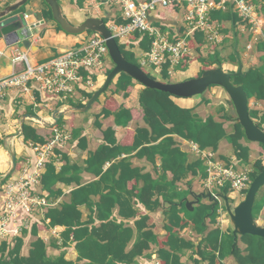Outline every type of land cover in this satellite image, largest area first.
Listing matches in <instances>:
<instances>
[{"label":"trees","instance_id":"obj_1","mask_svg":"<svg viewBox=\"0 0 264 264\" xmlns=\"http://www.w3.org/2000/svg\"><path fill=\"white\" fill-rule=\"evenodd\" d=\"M24 7L19 10L23 11ZM43 13L45 18L53 20L50 7ZM211 15L213 19L220 21H232L233 18L234 24H237L240 18L236 13L232 14L230 10L226 12L214 10ZM105 21L108 22L107 19ZM116 23L125 24L127 20L120 18L116 20ZM57 27L62 30L59 24ZM135 37L141 38L140 47L143 50L148 51L151 48L152 40L147 34L136 32ZM116 39L126 59L140 65L135 53L127 49L126 44L121 43L119 38ZM189 42L190 46L196 50V55H184L179 69L186 70L190 61L198 58L204 65V69L199 73L201 75L205 70L212 68V63L221 62L219 50L208 55L204 53L202 46L206 40L202 31H195ZM258 48L264 50V40L260 42ZM231 57L232 62L236 63L237 57L234 52ZM261 62L260 66L251 68L246 76L232 77L235 85L244 86L249 99L254 97L264 100V55L261 57ZM111 70H108L107 74ZM161 73L164 82H172L168 65L163 67ZM149 75L152 76L150 73ZM115 79L114 92L128 96V88L134 86L135 79L125 72H121ZM81 92H84L86 100L93 94L86 90ZM174 97L176 96L169 92L144 87L139 93V106L144 112L146 126L136 129L132 145L118 144L115 130L109 127L103 130L106 143L90 155L84 168L72 164L67 156H64L66 164L59 171L56 170L54 161L47 163L41 185L43 190L50 192V196L55 197L62 193L61 190L54 189L58 182L79 183V187L71 191L69 201L59 207L51 206L46 212V218L50 219V226H65L62 233L63 245H68L69 241L75 242L78 251L76 261L66 259L63 252L58 257L49 256L47 244L42 238H37L32 243L28 256H21L20 251L24 241L22 237L16 236L14 240L5 241L2 244V250L8 251L9 258L2 257L0 264H138L137 258L145 255L151 244L158 246L157 254L162 264H183L181 259L185 250L196 252L198 257L194 259L195 264H225V258L230 255L235 257L236 264H264V237L252 234L241 235L239 239L246 247L241 249L236 246L233 249L232 234H225L219 227L209 230L207 225H203L205 216L212 211V203L200 202L193 211H189L185 205L179 207L178 203L187 197L189 192L179 188L178 183L185 181L189 174L205 177L207 172L202 160L190 161L188 153L177 146L174 135L194 141L202 149L212 148L215 151L219 148L220 141L226 139L232 144L237 159L243 163L251 162L250 148L241 142L245 138L244 129L235 119L232 120L234 124L230 132L225 128L224 123L217 121L214 116L208 115L204 119L195 108L178 105ZM37 99H40L39 93H37ZM68 103L79 107L85 105V102L74 101L72 98L68 100ZM63 104L59 102L57 106ZM221 108L224 109L221 115L231 120L229 110L224 106ZM26 113L37 115L32 106H28ZM104 115H113L116 125L119 126L126 127L132 121L130 109L123 106L115 112L104 110ZM250 115L256 117L258 114L250 112ZM100 117L101 115L96 116L95 124L102 128L99 122ZM260 118L264 123V114ZM63 119L64 116L54 125H62ZM22 137L28 143L46 141L32 122L24 124ZM261 146L264 148V144ZM134 151H138L137 155L140 157L147 156L153 163H156L157 157H160V175L157 179L151 174H143L139 168L132 166L127 157ZM123 154L127 157L120 159ZM108 162L111 165L105 169ZM261 164L262 160H256L254 167ZM84 169L94 173L99 179L82 184L81 173ZM156 170L158 171V168ZM168 172L173 174L171 179ZM251 175L254 179L257 175L256 168ZM133 179L137 182L142 180L144 183L143 187L138 189L136 197L131 196L126 189L127 183ZM187 184L190 185L191 181ZM224 190L228 191L227 188ZM94 196H99V200L94 201ZM132 198H136L152 213L161 209L163 205L162 209L166 218L164 229L167 231L165 236L154 232L155 224L149 213L140 214L138 209L134 208ZM82 206H86L90 212L86 220L83 219ZM117 206L120 217L124 220H133L132 224L124 220L118 221L114 216V209ZM263 208L264 193L259 192L253 208L254 219L258 218ZM218 211L219 207H216L209 217L210 223H216ZM190 224L198 234H205L199 244L181 236V230ZM27 231L25 230L24 233ZM31 232L37 235L38 222L32 226Z\"/></svg>","mask_w":264,"mask_h":264},{"label":"crops","instance_id":"obj_2","mask_svg":"<svg viewBox=\"0 0 264 264\" xmlns=\"http://www.w3.org/2000/svg\"><path fill=\"white\" fill-rule=\"evenodd\" d=\"M14 1L15 0H0V10L4 9L6 6L13 3ZM58 1L62 7L63 13L66 16V18L69 21L70 20L74 21V22L72 21L70 22L76 26L82 24V22H84L89 17L102 18L104 20L107 19L108 22L106 21L105 22L109 26V28L111 25L117 24L116 23L117 19L120 18L123 19L121 4L118 3L117 0H58ZM252 2L256 6L257 17L260 23V27L258 28L256 33L250 31L245 26L244 22L240 20V18H238L237 24H234L233 18L232 21H225V20L220 21L212 18L215 22L218 31V40L213 44H207L205 42L202 48L204 50L205 48L207 49V47H211L210 49H212V51L211 52L208 51L207 53H205L206 55H208L209 53H214L216 50H219L221 54V63L224 69L226 70H238V62L235 63L232 62L231 60L232 58L231 54L234 52V46H235V38H234L235 33L237 34L238 37V51L240 53L241 60L244 65V70H248L249 68H253V67H258L262 64L261 57L264 55V50H260L258 46L260 42L264 40V9H263L264 0H252ZM228 5H229L228 9H217V10H221L223 12L230 10L232 14H235V12L232 11L231 9L230 2L228 3ZM48 9H49V5L46 3L45 0H29V2L25 5L23 11L19 10L16 13H13L9 16L17 15L19 16V18H22L23 16L28 15V18H26V20L28 21L29 24H31L36 22L35 19L36 12L39 11L43 12L44 10H48ZM165 12H168V14H165ZM165 12L155 13L157 17L155 18L153 16V18L156 24L161 25L163 30L170 29L178 32L179 31L182 32V30H185L186 27L184 21L183 8L178 9V8L170 7L165 9ZM45 19H46L45 24L38 26V28L33 29L32 31L33 32L32 35L34 38L31 40L32 43L35 46H37V48L34 49L33 51H30L29 49H26L24 47L27 50L26 52L28 53V55L29 56L31 55L30 58L34 61H37L38 59L40 61H46L56 56L59 52L63 50L75 46H80L84 41V39L86 38V35L93 33V31L91 33L89 31H85L81 34H70L64 31L63 29L62 30L58 29L57 27L58 23L55 20H50L47 18ZM19 22L20 20L12 23L11 26H15ZM4 29L5 28H3L0 25V31L2 37L4 34ZM135 34L132 37L128 38L127 40L124 41H121L120 39L119 40L121 43L126 44L127 49L132 50L135 53L140 63L139 60L140 56L143 52H145V50H143L140 47L141 38H136ZM244 35L245 36L247 35L246 39H244L245 38ZM239 37H241L244 42V47L242 51L239 50ZM3 39L5 40L4 37ZM250 42L253 44L251 49L248 48V44ZM5 44L8 45L6 40H5ZM17 45H19V43L14 46ZM0 47L4 48L1 42H0ZM195 60L199 61L198 58H193L189 64H191ZM105 61H106V66L102 68L100 71H98V73L95 75V79H94L95 86L92 89H88L87 90L88 92H94L95 90L100 88L103 85L106 76L108 75L107 74L108 70H111L114 67V63L111 59V56L106 57ZM212 64H213L212 67L217 66V62ZM140 65L141 67L143 66L141 63ZM147 66H149V68H151L155 73L160 75V78L151 74L152 76L163 82L165 81L162 79L163 78L162 73L157 71L154 66L151 65H147ZM189 67L190 65H188L186 70ZM22 68L23 66L18 67L15 66V64H13V48L9 53L5 52L4 56L0 59V75H8ZM202 69H204V65L202 62H200V65L197 67L196 70L197 74H195L193 77L199 76V73L202 71ZM180 70L181 69H179V71ZM187 78H188L187 76H184L182 79H180V81L186 80ZM115 82L116 79L114 80L113 84H111L108 87V90L105 91L99 97V99L93 104V106L87 112H68L64 114L62 125L65 126L68 130H70L71 139L68 141V144L63 150L58 151L61 153V155L52 159V161H54V165L56 166L57 171H59L67 162L64 159V156H67V158L72 164H77L78 166L84 168L86 165V161L90 157V155L94 151H96L102 144L106 143L103 130L112 127L115 130V137L117 139L118 144L122 146H130L134 142L136 129L138 127L146 126V123L144 122V118H143L144 112L139 106V93L144 89V86L135 80L134 86H130L128 88L129 95L124 96V93L114 92L116 88ZM218 87L220 86H213V87L211 86V89L208 91V93L203 94V96H201V98L198 99L174 97V101L181 107L195 108L196 112L204 119L208 115L214 116V118L217 121L223 122L225 128L231 132L233 130V124H234V121H232L234 118L232 116L234 115L232 114V111L229 109L227 104L224 103V98L228 99L229 101L230 99L228 94H224L226 91L222 87H220L221 90H219ZM83 94L84 92L78 93L72 99L74 101H83L86 104V102L89 99L86 100ZM21 99L23 102L20 103V105L13 102L11 98L10 99L8 98L6 101L0 103L2 109H4V114L7 115L6 117L7 127L5 126L3 128V131L4 132L6 131L7 135H13V134L15 135L13 142H11L12 137H8L7 139L9 140V143H7V145L4 144L0 146V151H3L4 149L9 150L6 159L3 160L4 165H2L1 167L0 181H2L6 177V175L10 172L12 168L11 152L14 151V147H13L14 141L16 137H18L17 134L20 131L21 120L23 116L26 114V110L28 106H32L36 111L37 115L40 114V117L43 118V121L44 120L45 122L47 121L45 123L47 125H45V127L41 126L39 123L36 125L31 119H26L25 123L32 122L33 124H35V126L38 129V132L42 136H44L45 139H47L50 136L54 125V123L51 122V119H53L55 110L69 104L68 103L69 99L67 101H58L54 99V100H50L49 103H47L49 104L48 106L43 104L39 107H35L33 103L35 102L41 103L43 101L41 96L39 100L37 99V93L35 99H33L32 94H26ZM59 102H63L64 104L62 106H57ZM231 104L233 105L232 102ZM122 106L130 109L132 113V121L126 127L116 125L115 117L113 115L110 116L104 115V110L115 112L119 110ZM221 106H224L226 107L227 110H229L231 115V120H227L221 115L224 110L221 108ZM249 110L250 112H255L258 114L256 115V117H252V118L256 121H259L260 126L264 129V123H262L260 118L264 114V100H258L254 97L249 99ZM17 112L20 113L22 116L20 121H18L14 117L15 113ZM97 115H101V117L99 118V122L101 123L102 128H99L95 124ZM43 121H38V122H43ZM20 137H21V144L19 145L20 147L19 154L14 151L17 156L16 168L23 161H25L27 157L34 156V152L29 146V143L24 141L22 134L20 135ZM174 138L177 142V146L180 147L182 151L188 153L190 161L198 160V159L203 161L208 175L207 162L204 159L196 156L193 152L189 150V146L187 145V142H190V140L182 138L179 135H174ZM246 139L247 138L245 136V138H243L241 142L244 146L250 148L251 163H243L239 159H237L232 144L229 143L226 139L220 141L219 148L216 151L213 150L212 148H207V149L213 150L215 159H219L227 163L235 164L241 170L249 169L252 170L253 172V169L250 168L249 166L250 164L254 165L256 160L259 159L262 160V164L264 165V148L261 146V143L254 142L250 144L249 142H247ZM137 152L138 151H134L131 155H129V157H127L126 154H123L122 157H120V159L127 157L128 159H130V162L134 168H139L143 174H151L153 178L157 179L158 176L160 175V163H161L160 157H157L156 163H153L152 161L149 160L147 156L144 157L138 156ZM2 156H5L4 152H2ZM110 165L111 163L108 162L104 168L107 169ZM156 168H158V171L156 170ZM207 175L205 177H202L201 175L193 176L192 174H189L185 181L178 183L179 188L183 190H187L189 192L188 196L185 198H187L188 200H193L191 191L198 193V192H204L207 189L204 185V180L206 179ZM168 176L171 179L173 174L171 172H168ZM81 177H82L81 179L82 184L90 183L99 179L97 175L85 169L81 173ZM189 181H191L190 185L187 184ZM143 185L144 183L142 180L137 182L136 179H133L127 183L126 189L131 196L136 197L138 189L142 188ZM77 187H79V183L77 182H73V183H65L64 181L58 182L56 183L54 189L61 190L62 193L60 195L52 197L50 196V192L43 190L42 185H40V189L44 191L48 195V197L50 196L49 200L53 203V207H59L64 202L69 201L71 191ZM259 192L264 193V189L262 191L260 190ZM132 199L134 201L133 204L134 208L138 209V212L140 214L149 213L150 217L153 220V223L155 224L154 232L158 235L165 236L167 231L164 229V223L166 218L164 216V212L162 209L163 205L161 209L152 213L148 211L143 204L138 202L136 198H132ZM93 200L98 201L99 196H94ZM232 201L235 202V204H239L241 202V201L236 202L234 200ZM201 202L211 203L207 199H203ZM183 205H185V203H183ZM197 205H195V207ZM219 208H220V210L218 211L219 216L217 218L216 223H210V220L208 218L206 220V225L209 227V230L219 227L222 230V232H224L225 234H232L233 228L230 223V218L229 220L225 218V216L228 215V213L226 212L224 207L222 208V211H221V207ZM81 210L83 212V219L86 220L90 212L88 211L86 206H82ZM114 216L118 219V221L124 220L119 215L118 206L114 209ZM255 220L259 224L264 225V208L262 209L258 218ZM124 221L127 223L130 222L131 224L133 223V220H124ZM49 222L50 219L46 218V213H45L44 215L38 217L37 235L32 233L31 230L27 231L26 233H22L21 235H17L19 237H22L24 241L20 251V255L28 256L30 253L32 243L37 238H42L47 244V253L49 256L58 257L63 252L65 254L66 259L76 261L78 257V251L75 242L69 241L68 245L66 246L63 245L62 233L65 230V226H61V225L50 226ZM181 236L189 240H192L193 242H195V244H199V242L204 238L205 234L203 235L198 234L194 230L193 226L190 224L188 227H185L184 229L181 230ZM15 237L16 236L11 237L10 240L8 241L14 240ZM4 242L5 241H3V243ZM2 244L0 245V259L2 257L9 258L8 251L2 250L3 248ZM238 247L244 249L246 245L239 239ZM157 250H158V246L155 244H151V247L148 251H146V254L137 258L138 264H162L158 257ZM197 257L198 256L194 250H185V252L182 255L181 262L183 264H195L194 259ZM224 263L236 264L235 257L233 255L226 257Z\"/></svg>","mask_w":264,"mask_h":264},{"label":"built area","instance_id":"obj_3","mask_svg":"<svg viewBox=\"0 0 264 264\" xmlns=\"http://www.w3.org/2000/svg\"><path fill=\"white\" fill-rule=\"evenodd\" d=\"M232 1L233 11L250 31L256 33L260 23L252 0H117L127 23L113 24L110 29L121 41L132 37L136 32L147 34L152 40L151 48L141 54L140 63L143 66H154L159 72L168 65L169 75L172 76L179 71L184 55H194L196 52L189 42L195 31L203 32L207 44L218 40V31L211 14L217 9H228V3ZM170 7L184 9L186 28L182 32L163 30L161 25L155 23V13ZM33 38L32 35L30 39ZM252 46L250 42L248 48L251 49ZM26 51L24 46L21 48L17 45L13 48V64L23 68L8 75H0V103L11 98L20 105L23 96L32 94L35 99L36 92L43 101L33 103L35 107L43 104L48 106L47 103L54 99L67 101L81 91L95 86L94 76L106 66L105 58L109 55L105 38L97 32L86 35L80 46L63 50L46 61H34ZM4 54L0 47V59ZM6 117L0 105V146L6 140L9 143L4 137L7 135L6 131H3ZM8 137H12L13 142L15 135ZM70 139V130L63 125H53L51 134L44 143H29L34 156L27 157L15 169L14 175L12 173L2 180L0 245L11 237L21 235L25 230L30 231L38 222V217L53 206L48 195L40 189L41 179L47 163L61 155L58 151L63 150ZM187 145L191 152L207 162L208 175L204 185L212 194L226 192L225 188L241 193L249 189L253 180L252 170H241L235 164L215 159L213 150L202 149L194 141L187 142ZM219 207L222 211L223 206Z\"/></svg>","mask_w":264,"mask_h":264},{"label":"water","instance_id":"obj_4","mask_svg":"<svg viewBox=\"0 0 264 264\" xmlns=\"http://www.w3.org/2000/svg\"><path fill=\"white\" fill-rule=\"evenodd\" d=\"M45 1L51 8L53 20H55L64 31L70 34H81L85 31H93L102 35L106 40V44L109 48V54L114 63V67L106 76L103 85L93 92L86 104L80 107L68 104L62 108L56 109L53 115L54 123L68 112H87L90 110L93 104L108 89L115 78L121 72H125L141 83L144 87L169 92L176 97L190 98L196 95L204 94L211 86L222 87L228 94L229 99L235 108L236 116L232 117L243 127L246 138L250 141L264 144V129L260 126L259 121L254 120L250 115L248 93L243 85H235L232 81L233 76H246L251 69L249 68L248 70H244V65L238 51V37L236 33L234 34V52L237 57L238 70H226L219 61L217 62V66L205 70L197 77H192L178 82H163L150 76L138 64L131 63L126 59L120 49L114 33L106 24L104 19L89 17L82 22V24L76 26L66 18L58 0ZM28 2L29 0H15L13 3L0 10V25L5 28L3 37L7 41L8 45L21 42L26 49L33 51L37 48V46L32 43L30 37L33 34V29L45 24L46 19L44 18L43 12H36V22L31 24L28 23L25 16L22 18H19L17 15L9 16L16 13ZM233 4L234 2L232 1V11ZM19 20V23L15 26H11L12 23ZM26 119L43 121V118L38 115L26 113L21 120L20 131L17 136H20L23 133ZM11 156L12 168L6 177L10 176L16 169V153L12 151ZM255 168L257 170V175L254 177L249 189L247 190L245 198L239 204H235L226 192L219 191L216 194H212L210 189L207 188L204 192L196 193L191 191L193 200L184 198L178 205L179 207H182L183 203H185L188 210L193 211L195 209V205L199 204L203 199H207L211 202L212 211L210 214L205 216V221L203 223L204 226H206V220L214 213L216 207L223 206L229 215L230 223L233 228V249L238 246L239 236L241 235L252 234L264 237V225L259 224L254 219L253 215V208L257 195L264 186V165H257Z\"/></svg>","mask_w":264,"mask_h":264},{"label":"rangeland","instance_id":"obj_5","mask_svg":"<svg viewBox=\"0 0 264 264\" xmlns=\"http://www.w3.org/2000/svg\"><path fill=\"white\" fill-rule=\"evenodd\" d=\"M165 9H167V8H165ZM165 9H160L158 12L159 13H161V12H165ZM185 13V12H184ZM162 14H164V13H162ZM165 14H168V12H165ZM70 21H72V20H70ZM72 22H74V21H72ZM38 28V27H37ZM238 30V29H237ZM244 34H246V33H244ZM247 36V35H246ZM246 36L244 35V39H246ZM0 42H1V44H3V50H4V52H6V53H9L10 51H11V49L12 48H14L15 46L14 45H6L5 44V40L3 39V37L1 36L0 37ZM19 45L21 46V48H23V46L19 43ZM243 47H244V42H243V40H242V38L241 37H239V50L240 51H242V49H243ZM211 47H207V49L205 48L204 49V53H207L208 51L209 52H211L212 51V49H210ZM38 54H40V53H38ZM195 55H196V52L194 53ZM32 55H34V54H32ZM30 57H31V55H30ZM33 57V56H32ZM108 57H110V54L108 55ZM34 59V58H33ZM112 59V58H111ZM242 59H243V56H242ZM37 61H40L39 59L37 60ZM113 61V60H112ZM190 65V67L185 71V70H180V71H178L177 73H176V75L174 76V75H172L171 77H170V79H171V81H173V82H176V81H180V79H182L184 76H187L188 78H192L195 74H197V67L200 65V62L199 61H197V60H195V61H193L191 64H189ZM142 68H144L145 69V71L146 72H148V73H150V74H152V75H154V76H156V77H158V78H160V75H158L157 73H155L151 68H149V66H147V65H144V66H142ZM173 77V78H172ZM187 78V79H188ZM211 89V87H209L208 88V90L204 93V94H206V93H208V91ZM218 89L219 90H221L220 89V87H218ZM224 94H227L226 92L224 93ZM201 96H203V94H201V95H196V96H193V97H190V99H198V98H201ZM224 103L225 104H227V106L229 107V109L232 111V114L234 115V116H236L235 114V108L233 107V105L231 104V102L228 100V99H225L224 98ZM7 108V107H6ZM18 108V107H17ZM16 108V109H17ZM44 108V107H43ZM37 109H40V108H37ZM50 111V110H49ZM51 112V111H50ZM38 116H40V114H38ZM41 116H43V115H41ZM14 117H15V119H17L18 121H20V119L22 118V116H21V114L20 113H15V115H14ZM31 120H33V122L37 125L38 123L41 125V126H43V127H45V125H47V124H45L46 122H45V120L43 121V122H38L37 120H35V119H31ZM37 122V123H36ZM51 122H53L54 123V121H53V119H51ZM52 123V124H53ZM6 127H7V125H5ZM41 128V127H40ZM4 137L5 138H8V135H4ZM247 140V142H249L250 144L251 143H254L253 141H250V140H248V139H246ZM225 142V141H224ZM7 143H8V141L6 140L5 141V145H7ZM21 144V137L20 136H18V137H16V139H15V141H14V145H13V147H14V151L15 152H17L18 154H19V151H20V147H19V145ZM8 149H4L3 151H0V171H1V167H2V165H4V162H3V160L4 159H6V156H7V154H8ZM2 152H4V154H5V156H2ZM254 152V151H253ZM250 168H252L253 169V172L255 171V167H254V165H252V164H250V166H249ZM14 173L15 172H13V174L12 175H14ZM2 182L3 181H0V186H1V184H2ZM264 189V186H263V188L261 189V191ZM1 192V191H0ZM245 194L246 193H241V192H235V191H232V190H230V191H228V196L230 197V199H232V200H234V201H236V202H240V201H242L244 198H245ZM225 218H227V220H229V217H228V215H226L225 216Z\"/></svg>","mask_w":264,"mask_h":264},{"label":"clouds","instance_id":"obj_6","mask_svg":"<svg viewBox=\"0 0 264 264\" xmlns=\"http://www.w3.org/2000/svg\"><path fill=\"white\" fill-rule=\"evenodd\" d=\"M55 124V123H54ZM253 181V180H252ZM247 192V191H246ZM228 194V193H227ZM246 195V194H245Z\"/></svg>","mask_w":264,"mask_h":264}]
</instances>
